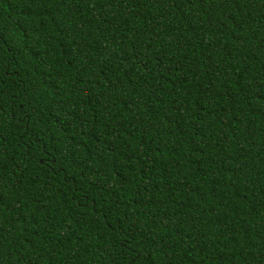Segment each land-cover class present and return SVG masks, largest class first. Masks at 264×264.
<instances>
[{"label":"trees","instance_id":"16d2710c","mask_svg":"<svg viewBox=\"0 0 264 264\" xmlns=\"http://www.w3.org/2000/svg\"><path fill=\"white\" fill-rule=\"evenodd\" d=\"M0 264H264V0H0Z\"/></svg>","mask_w":264,"mask_h":264}]
</instances>
